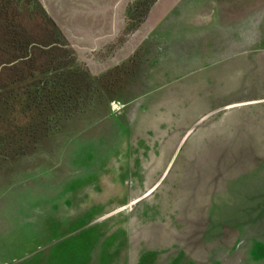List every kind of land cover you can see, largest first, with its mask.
<instances>
[{
  "label": "rangeland",
  "instance_id": "obj_1",
  "mask_svg": "<svg viewBox=\"0 0 264 264\" xmlns=\"http://www.w3.org/2000/svg\"><path fill=\"white\" fill-rule=\"evenodd\" d=\"M38 1L87 76L0 154V264H264V0Z\"/></svg>",
  "mask_w": 264,
  "mask_h": 264
},
{
  "label": "trees",
  "instance_id": "obj_2",
  "mask_svg": "<svg viewBox=\"0 0 264 264\" xmlns=\"http://www.w3.org/2000/svg\"><path fill=\"white\" fill-rule=\"evenodd\" d=\"M151 3L148 0L145 10ZM131 8L128 6L126 11L131 12ZM29 26L47 32L51 43L59 46L46 53L38 47L31 50L24 36ZM65 44L60 29L38 0H0V64L20 59L0 69V154L6 155L4 152L9 150L16 155L37 147L36 143L42 140L40 134L47 132L48 119L65 109L66 101L77 97L75 92H66L62 87H67L65 82L77 74L87 76V73L67 69L66 62L75 58ZM121 76L117 68L92 80L97 86L102 83L110 93L116 90Z\"/></svg>",
  "mask_w": 264,
  "mask_h": 264
},
{
  "label": "crops",
  "instance_id": "obj_3",
  "mask_svg": "<svg viewBox=\"0 0 264 264\" xmlns=\"http://www.w3.org/2000/svg\"><path fill=\"white\" fill-rule=\"evenodd\" d=\"M44 214H46V215H44ZM43 217H42V219H46L47 221H49L47 224L49 225V224H51L52 225V221H54V220H58V216L57 215H53L52 213H46V212H44L43 213V215H42ZM67 217H66V220H68V216H69V214H67L66 215ZM68 224V223H67ZM72 225H73V223H71Z\"/></svg>",
  "mask_w": 264,
  "mask_h": 264
}]
</instances>
